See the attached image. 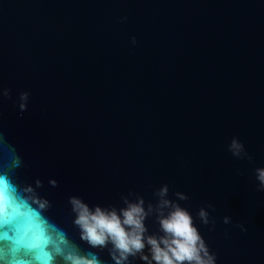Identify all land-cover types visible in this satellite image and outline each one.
Listing matches in <instances>:
<instances>
[{
  "label": "water",
  "instance_id": "obj_1",
  "mask_svg": "<svg viewBox=\"0 0 264 264\" xmlns=\"http://www.w3.org/2000/svg\"><path fill=\"white\" fill-rule=\"evenodd\" d=\"M4 89L0 264L73 251L114 264L111 245L80 238L69 197L147 208L163 185L216 264H264V0H0ZM233 137L251 160L228 151ZM145 224L160 234L154 215Z\"/></svg>",
  "mask_w": 264,
  "mask_h": 264
},
{
  "label": "clouds",
  "instance_id": "obj_2",
  "mask_svg": "<svg viewBox=\"0 0 264 264\" xmlns=\"http://www.w3.org/2000/svg\"><path fill=\"white\" fill-rule=\"evenodd\" d=\"M0 95L9 97L10 91L4 89L0 91ZM28 96V93L20 94L21 111L26 110ZM228 151L237 159L251 160L243 143L236 137L232 138ZM255 172L259 182L258 190L264 191V168H257ZM35 183L37 188L42 187L40 180ZM49 184L52 187L57 186L55 180H50ZM28 191L33 189L30 187ZM168 193V186L163 185L155 192L157 203H148L147 208L143 197L139 195L135 200L122 197L125 206L119 209L99 205L92 208L77 196L69 197L68 203L74 215L73 223L80 231V238L91 247L111 245L108 250L114 264H131L130 258L137 257L143 264H216L215 254L210 252L200 235L191 213L176 201L170 200ZM175 196L178 201L188 200V197L180 192L175 193ZM45 206H48L47 201L41 203V207ZM207 207L213 206L209 204ZM153 215L159 224L160 234H148L145 221ZM197 217L201 224L211 225L214 229L215 220L210 219V213L204 207L200 208ZM223 223L230 224L231 218L224 217ZM63 264L101 262L94 254L85 257L78 251H73L63 256Z\"/></svg>",
  "mask_w": 264,
  "mask_h": 264
},
{
  "label": "snow or ice",
  "instance_id": "obj_3",
  "mask_svg": "<svg viewBox=\"0 0 264 264\" xmlns=\"http://www.w3.org/2000/svg\"><path fill=\"white\" fill-rule=\"evenodd\" d=\"M48 259H51V257H47Z\"/></svg>",
  "mask_w": 264,
  "mask_h": 264
}]
</instances>
